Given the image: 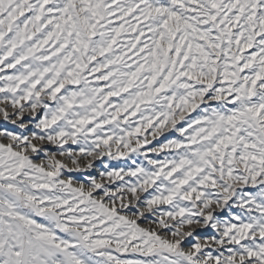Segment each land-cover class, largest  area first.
I'll return each instance as SVG.
<instances>
[{"label": "snow or ice", "instance_id": "obj_1", "mask_svg": "<svg viewBox=\"0 0 264 264\" xmlns=\"http://www.w3.org/2000/svg\"><path fill=\"white\" fill-rule=\"evenodd\" d=\"M0 264H264V0H0Z\"/></svg>", "mask_w": 264, "mask_h": 264}, {"label": "rangeland", "instance_id": "obj_2", "mask_svg": "<svg viewBox=\"0 0 264 264\" xmlns=\"http://www.w3.org/2000/svg\"><path fill=\"white\" fill-rule=\"evenodd\" d=\"M146 23V21L144 22ZM146 37H142V39H145ZM55 45L52 44V42H49V44H46L44 45V48H47L49 50H51ZM40 51H44V49H40ZM251 49H248L246 50L245 54H247V52H250ZM101 59L100 57H97V60ZM132 59L135 60L136 59V56H132ZM95 62H93L94 64ZM19 67V66H18ZM8 71V70H6ZM101 72L103 71H106V69H101L100 70ZM99 73H92V74H85L87 75V79L90 83L91 86L93 87H104L105 86V82L104 81H100V82H97L95 80V76L98 75ZM82 85H73L72 87L74 89H79ZM61 92H63V89L61 90ZM121 97H126V94L125 93H121V96L120 97H109V100L112 101V106L111 107H108L107 108V111L109 113L113 112L115 110V105L118 104V103H122V99ZM105 104H107V101L105 102ZM143 105H141V109H143ZM201 109H196L192 112H189L188 113V116H191V117H195L197 116L199 113H200ZM149 113L145 110V115H148ZM125 113H121V116H120V121H121V127L124 128L128 123H132L133 127L136 126V124L139 122V119H140V112L137 111L136 114L133 116V115H128L127 117V121H125L123 119ZM155 122V121H154ZM183 123V122H181ZM109 126L108 125H105V129L108 130ZM151 129H148L145 131L144 135L148 136V138L151 140L152 139V136H151ZM179 138V133H176L174 130H169L168 132H165L163 136H160L158 137L157 139L160 141V142H164L165 139H172V138ZM156 144V141L153 140V145ZM170 150H165V153L164 154H168ZM173 152L176 151V150H172ZM164 154H161L160 156L156 157L154 156L153 158H157V159H163V155ZM107 159V158H105ZM97 163V168H100L101 167V164L99 161L96 162ZM120 163H130V161H127V160H124V161H112V164L113 165H118ZM88 174H91V175H96L97 174V169H93V170H90V173H79V172H72V173H69L67 172V170H65L62 174V178L64 179H67L69 176H72L73 178V184L74 186L78 183V182H81V181H84L85 180V177L86 175ZM246 190H254V189H246ZM116 255H119V258L120 259H141L143 258L142 254L140 253H133L131 250H129L128 252H124V253H114Z\"/></svg>", "mask_w": 264, "mask_h": 264}]
</instances>
